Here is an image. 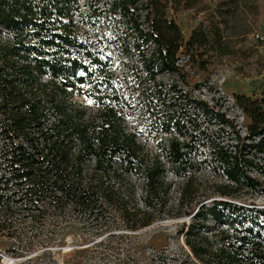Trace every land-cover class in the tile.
Masks as SVG:
<instances>
[{"label": "trees", "instance_id": "obj_1", "mask_svg": "<svg viewBox=\"0 0 264 264\" xmlns=\"http://www.w3.org/2000/svg\"><path fill=\"white\" fill-rule=\"evenodd\" d=\"M79 3L0 0V238L21 241L29 231L33 237L34 229L68 217L97 229L118 222L137 231L185 213L192 214L181 230L196 261L190 264H264L261 213L246 215L245 206L213 197H233L260 185L252 171L262 170L256 159L264 154V83L259 98L234 96L248 119L244 134L223 114L196 103L229 128L233 141L216 144L213 156L224 181L215 180L201 196L189 172L196 120L189 137L182 138L184 122L173 111L154 115L162 136L159 152L150 153L126 124L124 109L131 106L113 86L111 64L79 35L80 24L93 17H123L141 42L154 45L140 65L155 85L160 71L180 74L181 54L188 61L209 51L227 54L231 35L226 33L243 0H104L103 8L99 0ZM169 5L204 12L209 24L185 39L168 15ZM147 85L141 93L150 113L149 104L164 95ZM168 173L183 180H171Z\"/></svg>", "mask_w": 264, "mask_h": 264}, {"label": "rangeland", "instance_id": "obj_2", "mask_svg": "<svg viewBox=\"0 0 264 264\" xmlns=\"http://www.w3.org/2000/svg\"><path fill=\"white\" fill-rule=\"evenodd\" d=\"M79 1L83 5L86 0ZM243 2L236 24L226 33L231 35L227 40L228 49L225 48L227 54L209 51L203 56L195 55L189 61L181 54L178 60L180 74L160 71L156 74L155 85L148 83L149 76L140 65L143 59L150 57L154 45L141 42L126 19L101 15L79 27L80 37L92 52L111 64L113 86L131 106L124 109L128 114L126 124L150 153L159 152L157 141L162 136L157 125L160 120L154 115L173 111L184 122L182 138L189 137L196 120L197 138L189 150L193 161L189 172L195 175L201 196L206 191L211 192L215 180L224 181L213 156L216 144L233 141L228 138L229 128L222 127L214 117H208L196 103L203 102L211 112L223 114L244 134L248 119L237 107L234 96L244 94L259 98L264 83V0ZM98 5L103 8L107 4L99 0ZM81 9L86 12L87 7L84 5ZM168 15L178 24L185 39L195 28L206 29L210 17L204 12L174 9L171 5ZM145 82L149 84L146 87H158L164 95L163 101L154 99V104H149L150 113L145 105L148 101L141 93ZM76 98L91 105L84 96ZM163 103L168 107L165 108ZM154 106L160 107L159 113L152 111ZM205 157L206 161H201ZM256 162L262 169L252 171L260 183L258 188H243L233 197H213L245 206L246 215L261 213L260 220L264 222V154ZM168 178L183 180V177L169 173ZM175 198L172 190L171 202L174 203ZM191 220L192 214L165 216L140 230L128 231L118 222L97 229L90 222L68 217L34 229L33 237H29V231L21 241L0 238L1 264H190L196 261L181 230Z\"/></svg>", "mask_w": 264, "mask_h": 264}, {"label": "snow or ice", "instance_id": "obj_3", "mask_svg": "<svg viewBox=\"0 0 264 264\" xmlns=\"http://www.w3.org/2000/svg\"><path fill=\"white\" fill-rule=\"evenodd\" d=\"M91 103V101H89Z\"/></svg>", "mask_w": 264, "mask_h": 264}]
</instances>
